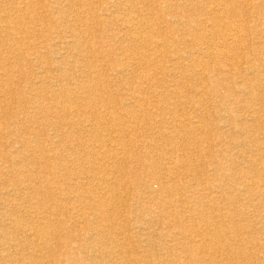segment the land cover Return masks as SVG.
I'll use <instances>...</instances> for the list:
<instances>
[{"label":"rangeland","instance_id":"374dc122","mask_svg":"<svg viewBox=\"0 0 264 264\" xmlns=\"http://www.w3.org/2000/svg\"><path fill=\"white\" fill-rule=\"evenodd\" d=\"M7 1L0 264H264V0Z\"/></svg>","mask_w":264,"mask_h":264},{"label":"bare ground","instance_id":"6f19581e","mask_svg":"<svg viewBox=\"0 0 264 264\" xmlns=\"http://www.w3.org/2000/svg\"><path fill=\"white\" fill-rule=\"evenodd\" d=\"M7 1V0H6ZM8 2V1H7ZM11 2V1H10ZM18 2V1H17ZM246 2V1H245ZM248 2V1H247ZM250 3V2H249ZM248 3V4H249ZM247 4V3H246ZM1 6H3V5H1ZM27 7H28V5L26 4V3H23V4H21V5H16L14 8H15V10L16 11H26L27 10ZM221 11V10H220ZM251 11V10H250ZM27 12V11H26ZM238 12V11H237ZM25 14V13H24ZM9 16V15H8ZM7 16V17H8ZM220 17H221V15H220ZM205 18V17H204ZM203 19V18H202ZM177 20V19H176ZM8 20H5V24L2 26V27H0V32L1 31H5V32H9L10 31V28H11V25H10V23L9 22H7ZM178 21H180V19L178 20ZM200 21V20H199ZM177 22V21H176ZM221 22V21H220ZM138 23V22H137ZM205 23H207V20H206V22ZM228 23V22H227ZM231 23V22H230ZM233 23V22H232ZM133 23H131V25H132ZM182 24V23H181ZM208 24V23H207ZM206 24V25H207ZM211 25V24H210ZM214 25V24H213ZM223 25V24H222ZM237 25V24H236ZM200 26V25H199ZM135 27V26H134ZM204 27V26H203ZM216 27H218V25L216 26ZM208 28H209V26H208ZM223 28H225V27H223ZM231 30H235L234 32H233V35L235 36V37H239L238 36V28H235L234 27V29H231ZM239 30H240V28H239ZM249 30V29H248ZM138 31V30H137ZM140 31V30H139ZM221 31V30H220ZM219 31V32H220ZM242 31V30H241ZM250 31V30H249ZM248 31V32H249ZM139 33V32H138ZM142 34V33H141ZM140 33H139V36L141 35ZM219 34V33H218ZM217 35V34H216ZM72 36H74V35H72ZM223 36V35H222ZM141 37V36H140ZM144 36H142L141 38H143ZM200 39H201V37H199ZM144 40H145V37L143 38ZM207 39V38H206ZM240 39L241 38H239V39H237L236 41H240ZM249 40H251V39H249ZM215 41V40H214ZM226 41V40H225ZM242 42V41H241ZM148 44V43H147ZM239 44H240V42H239ZM241 45V44H240ZM146 46V45H145ZM148 46V45H147ZM147 46H146V48H147ZM168 46V45H167ZM201 47L203 46V45H200ZM205 46H207V45H205ZM159 47V46H158ZM208 47V46H207ZM212 47V46H211ZM240 48L242 47V45L241 46H239ZM168 48H170V47H167V49ZM203 48V47H202ZM165 49V48H164ZM195 49V48H194ZM242 49V48H241ZM170 50V49H169ZM207 50H208V48H203V52H206L207 53ZM210 50V49H209ZM235 50V49H234ZM237 50V49H236ZM241 51H243V50H241ZM194 53V52H193ZM213 53V52H212ZM210 54V55H212L213 56V54ZM228 53V52H227ZM194 56V55H193ZM174 57V56H173ZM212 58V57H211ZM225 58H226V56H225ZM223 59H224V57H223ZM227 59V58H226ZM214 60V59H213ZM183 61V60H182ZM204 61V60H203ZM229 61H231V60H229ZM184 62V61H183ZM213 62V61H212ZM214 62H215V60H214ZM195 63V62H194ZM232 63V62H231ZM196 64V63H195ZM235 64H234V62H233V66H234ZM205 67H207V65L205 64ZM211 67V66H210ZM231 68H232V66H230ZM200 69V68H199ZM218 69V68H217ZM43 71V70H42ZM75 71V70H74ZM132 71V70H131ZM218 71V70H217ZM219 72V71H218ZM44 73V72H43ZM115 73V72H114ZM186 74V73H185ZM220 74V73H219ZM122 75V74H121ZM201 75V74H200ZM155 76V75H154ZM153 77V76H152ZM156 77H157V74H156ZM179 77V76H178ZM1 80V79H0ZM215 81V80H214ZM80 83V82H79ZM68 85H69V83H68ZM166 85V84H165ZM0 86H1V83H0ZM12 86V85H11ZM13 87V86H12ZM57 87V86H56ZM84 88V87H83ZM84 90V89H83ZM1 91V90H0ZM85 91V90H84ZM72 92V91H71ZM178 92V91H177ZM64 93V92H63ZM68 93V92H67ZM155 93V92H154ZM178 94V93H177ZM179 95V94H178ZM6 96V95H5ZM57 102V101H56ZM119 102V101H118ZM175 102V101H174ZM61 103V102H60ZM120 103V102H119ZM128 104V103H127ZM120 105V104H119ZM204 105V104H203ZM61 106V105H60ZM193 106V105H192ZM191 106V107H192ZM52 107V106H51ZM178 108H181V107H178ZM65 109V108H64ZM68 109V108H67ZM179 110H181V109H179ZM172 111V110H171ZM207 111V110H206ZM257 111V110H256ZM261 111V110H260ZM169 112V111H168ZM191 112V111H190ZM197 114V113H196ZM198 115V114H197ZM165 116V115H164ZM123 117V116H122ZM130 117V116H129ZM134 117V116H133ZM141 117H143L142 115H141ZM180 117V116H179ZM227 117V116H226ZM51 119V118H50ZM184 119V118H183ZM193 119V118H192ZM221 119V118H220ZM170 120V119H169ZM179 120V119H178ZM177 120V121H178ZM123 121H125L124 119H123ZM131 122V121H130ZM201 122H203L202 120H201ZM200 122V123H201ZM171 123V122H170ZM188 123V122H187ZM195 123V122H194ZM101 124V123H100ZM109 124V123H108ZM126 124V123H125ZM203 125V124H202ZM264 125V124H263ZM182 126V125H181ZM203 126H205V125H203ZM186 127V126H185ZM113 128V127H112ZM128 128H130L129 126H128ZM66 129V128H65ZM173 129V128H172ZM185 129V128H184ZM197 129V128H196ZM199 129V128H198ZM70 130V129H69ZM195 130V129H194ZM204 130H205V128H204ZM114 131V130H113ZM191 131V130H190ZM213 131V130H212ZM130 132V131H129ZM128 132V133H129ZM177 132V131H176ZM181 132V131H180ZM180 132H178V133H180ZM183 132V131H182ZM205 132V131H204ZM114 133V132H113ZM130 134V133H129ZM174 134V133H173ZM181 134V133H180ZM22 135V134H21ZM128 136V135H127ZM184 136H185V134H184ZM188 137V136H187ZM20 139V138H19ZM184 139H186V136H185V138ZM203 140V139H202ZM189 141V140H188ZM150 143V142H149ZM152 143V142H151ZM120 144V143H119ZM184 144V143H183ZM199 144V143H198ZM81 145V144H80ZM153 146H154V144H153ZM122 148V147H121ZM176 148V147H175ZM123 150H124V148H123ZM180 150V149H179ZM184 150V149H183ZM125 151V150H124ZM91 152V151H90ZM262 152V151H261ZM126 153H127V151H126ZM199 154V153H198ZM202 154V153H201ZM127 156H129L128 154H127ZM115 158V157H114ZM130 158V157H129ZM179 158V157H178ZM257 158V157H256ZM182 159V158H181ZM253 159V158H252ZM170 161H171V159H170ZM204 161V160H203ZM96 162V161H95ZM192 162V161H191ZM174 163V162H173ZM247 165V164H246ZM256 165H257V167H258V169L260 170V171H262V172H264V164L263 163H258V162H256ZM260 165V166H259ZM186 166V165H185ZM185 168V167H184ZM97 169V168H96ZM85 170H87V169H85ZM162 171V170H161ZM191 171H193V170H191ZM82 172V171H81ZM88 172V171H87ZM199 173H200V171H199ZM204 173V172H203ZM88 174V173H87ZM108 174H109V172H108ZM19 175V174H18ZM169 175H171V174H169ZM93 176H95V175H93ZM125 177V176H124ZM93 178V177H92ZM90 179V178H89ZM82 180V179H81ZM116 180V179H115ZM98 181V180H97ZM103 181V180H102ZM93 182H94V180H93ZM158 182V181H157ZM248 182V181H247ZM264 182V181H263ZM106 183V182H105ZM196 184V183H195ZM255 184V183H254ZM190 186V185H189ZM210 187V186H209ZM105 188H106V186H105ZM96 189V188H95ZM88 190V189H87ZM94 190V189H93ZM194 190V189H193ZM85 191H86V189H85ZM206 191V190H205ZM247 191V190H246ZM107 192V191H106ZM110 192V191H109ZM190 193V192H189ZM259 193H260V195L261 196H263L264 197V185H263V187H260V189H259ZM20 196V195H19ZM113 197L115 196L116 197V195H112ZM118 196V195H117ZM124 196H125V194H124ZM192 196V195H191ZM114 197V198H115ZM174 197V196H173ZM22 198V197H21ZM75 198V197H74ZM83 199H84V197H83ZM196 199V198H195ZM204 199H206V198H204ZM115 200V199H114ZM117 200V199H116ZM209 200V199H208ZM111 201H112V199H111ZM119 201V200H118ZM200 201V200H199ZM108 202V201H107ZM179 202V201H178ZM207 202V201H206ZM120 202H118L117 203V205L119 204ZM191 203V202H190ZM89 206V205H88ZM102 206V205H101ZM199 206V205H198ZM217 208V207H216ZM114 209V208H113ZM70 210V209H69ZM123 210V209H122ZM23 213V212H22ZM25 213L27 214V215H30L31 213H30V211L29 210H25ZM29 217H31V215L29 216ZM32 217H36V216H34V214H33V216ZM42 217V216H41ZM93 217H95V216H93ZM92 217V218H93ZM43 218V217H42ZM40 219V218H39ZM41 220V219H40ZM92 220H94V219H92ZM8 221V220H7ZM17 221V220H16ZM14 222V221H13ZM18 222V221H17ZM37 223H39V222H37ZM41 223V222H40ZM44 223V222H43ZM46 223H49V222H46ZM204 224V223H203ZM220 224V223H219ZM236 225V224H235ZM31 227V226H30ZM62 227V226H61ZM40 226H38V228L37 227H34V228H31L32 229V231H31V233H32V238H31V244H32V247L31 248H33V250L34 251H40V254H41V252H42V250H43V247L42 246H44V244L45 243H47V240H45V236L43 235V233L40 231ZM105 229V228H104ZM229 231V230H228ZM199 233V232H198ZM3 234V233H2ZM245 234V233H244ZM250 237V236H249ZM224 238V237H223ZM252 238V237H251ZM30 239V238H29ZM239 239V238H238ZM194 240V239H193ZM225 240V239H224ZM250 240V239H249ZM217 241V240H216ZM230 241V240H229ZM241 241V240H240ZM238 243V242H237ZM203 244V243H202ZM207 244V243H206ZM228 244H229V242H228ZM222 246V245H221ZM220 246V247H221ZM98 248V247H97ZM243 248V247H242ZM222 249V248H221ZM227 249V248H226ZM122 250V249H121ZM218 250H220V249H217V251ZM208 251V250H207ZM241 251V250H240ZM229 252H230V250H229ZM12 253V252H11ZM130 253V252H129ZM39 254V253H38ZM39 254V255H40ZM221 254V253H220ZM229 254V253H228ZM242 254V253H241ZM42 255V254H41ZM107 255V254H106ZM219 255V254H218ZM230 255V254H229ZM45 256V255H44ZM100 256V255H99ZM123 256V255H122ZM228 256V255H227ZM231 256V255H230ZM29 259V258H28ZM129 259V258H128ZM226 261V260H225ZM244 262V261H243ZM129 263V262H128ZM28 264H31V262H30V260H29V262H28ZM130 264V263H129Z\"/></svg>","mask_w":264,"mask_h":264}]
</instances>
